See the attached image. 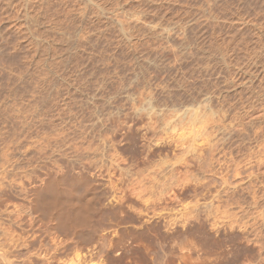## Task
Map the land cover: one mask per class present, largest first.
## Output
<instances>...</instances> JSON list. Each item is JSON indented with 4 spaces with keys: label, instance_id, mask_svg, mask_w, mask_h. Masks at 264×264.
I'll use <instances>...</instances> for the list:
<instances>
[{
    "label": "rangeland",
    "instance_id": "rangeland-1",
    "mask_svg": "<svg viewBox=\"0 0 264 264\" xmlns=\"http://www.w3.org/2000/svg\"><path fill=\"white\" fill-rule=\"evenodd\" d=\"M0 252L264 264V0H0Z\"/></svg>",
    "mask_w": 264,
    "mask_h": 264
},
{
    "label": "bare ground",
    "instance_id": "bare-ground-1",
    "mask_svg": "<svg viewBox=\"0 0 264 264\" xmlns=\"http://www.w3.org/2000/svg\"><path fill=\"white\" fill-rule=\"evenodd\" d=\"M71 179V178H70ZM76 179V178H75ZM74 179V180H75ZM67 181V180H66ZM73 181V180H72ZM72 183V182H71ZM79 184V183H78ZM62 186V185H61ZM64 187V186H63ZM79 187V186H78ZM76 188V187H75ZM85 188H87V187H85ZM57 190H56V192H54L55 194H54V197H52V198H54L55 200V205H57V207L60 205H62V204H58V201H59V199H60V195H61V190L62 189H59V187H57L56 188ZM68 189V188H67ZM54 190V189H53ZM70 190H71V188H70ZM74 190V189H73ZM84 190H86L87 191V189H84ZM91 190V189H90ZM68 191H69V189H68ZM89 191V190H88ZM50 192V191H49ZM60 192V193H59ZM70 192V191H69ZM74 192V191H73ZM79 192V191H78ZM82 192V191H81ZM84 192V191H83ZM53 193V192H52ZM67 193V192H66ZM65 193V194H66ZM60 194V195H59ZM75 194V193H74ZM73 194V195H74ZM85 194H88V192H86ZM84 194V195H85ZM67 195H68V193H67ZM70 195H71V193H70ZM62 196V195H61ZM88 196V195H87ZM9 197V196H8ZM70 197V196H69ZM84 196H82V197H80V198H78V199H73L71 202H70V205L69 206H67L68 207V214H69V216H73V215H75L76 214V211H78V210H88V208L90 209V207L92 206H90L89 205V207H88V203L90 204V202H88V201H90L89 199H91V198H86V196L83 198ZM88 199V200H87ZM28 200V199H27ZM50 200H52V199H50ZM61 200V199H60ZM67 200V199H66ZM49 201V200H48ZM45 202V201H44ZM69 202V201H68ZM88 202V203H87ZM27 203H28V206H29V208H28V215H31V214H33L35 211H36V207H35V204H36V199H34V198H30L28 201H27ZM35 203V204H34ZM50 203V202H49ZM60 203V202H59ZM44 204V203H43ZM91 204H93V203H91ZM48 205H50V204H48ZM54 205V206H55ZM66 205H67V202H66ZM44 206V205H43ZM53 206V205H52ZM59 206V207H60ZM35 207V208H34ZM40 207V206H39ZM53 208V207H52ZM55 208H56V206H55ZM60 208H62V207H60ZM93 209V208H92ZM92 209H90V210H92ZM95 209V208H94ZM49 210H51V209H49ZM52 210H54V209H52ZM51 210V211H52ZM60 211V210H59ZM89 211V210H88ZM58 212V211H57ZM59 213V212H58ZM63 213V212H62ZM80 213V212H79ZM89 213V212H88ZM84 214V213H83ZM85 214H87V213H85ZM27 215V214H26ZM34 215V214H33ZM33 215H31V216H33ZM81 215H82V213H81ZM88 215H90V214H88ZM20 216H22V215H20ZM60 216V215H59ZM85 216V215H84ZM29 217V216H28ZM28 217H26L25 215L24 216H22V217H20L19 218V220L17 219V222H19V221H21V220H26V221H31V219L33 218H28ZM63 217V216H62ZM76 217V216H75ZM87 217V216H86ZM85 217V218H86ZM27 218H28V220H27ZM57 218V217H56ZM74 218V217H73ZM79 218V217H78ZM84 218V219H85ZM58 219V218H57ZM67 219V218H66ZM82 220H83V218H82ZM56 221H58V220H56ZM74 221H76V220H74ZM64 222V221H63ZM82 222V221H81ZM30 223H33V220L30 222ZM79 223V222H78ZM59 224H61V223H59ZM30 225V224H29ZM73 225V224H72ZM33 227V224H32V226H31V228ZM53 226H51V228H52ZM59 250V248H56L55 249V251H58ZM18 252H21V249H19L18 250ZM1 254H0V260L2 261V264H13L14 262L13 261H11V259L9 260V257L7 256V254L6 253H4V252H0ZM37 259H38V257H37V255H36V253L35 252H32L30 255H28L26 258H25V260L23 261L24 262V264H33V263H35L36 261H37ZM15 264V263H14Z\"/></svg>",
    "mask_w": 264,
    "mask_h": 264
}]
</instances>
